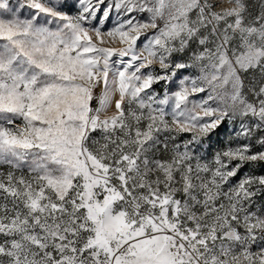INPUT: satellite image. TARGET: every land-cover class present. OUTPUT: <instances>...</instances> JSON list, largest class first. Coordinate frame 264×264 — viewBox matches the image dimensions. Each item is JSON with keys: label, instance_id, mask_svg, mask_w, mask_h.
Masks as SVG:
<instances>
[{"label": "snow or ice", "instance_id": "snow-or-ice-1", "mask_svg": "<svg viewBox=\"0 0 264 264\" xmlns=\"http://www.w3.org/2000/svg\"><path fill=\"white\" fill-rule=\"evenodd\" d=\"M0 264H264V0H0Z\"/></svg>", "mask_w": 264, "mask_h": 264}]
</instances>
